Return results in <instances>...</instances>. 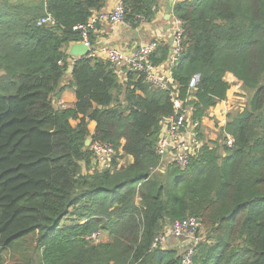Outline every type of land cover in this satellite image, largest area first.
Segmentation results:
<instances>
[{
	"label": "trees",
	"instance_id": "16d2710c",
	"mask_svg": "<svg viewBox=\"0 0 264 264\" xmlns=\"http://www.w3.org/2000/svg\"><path fill=\"white\" fill-rule=\"evenodd\" d=\"M107 1L0 0V264H183L180 249L153 243L188 218L201 223L193 264H264V0L177 2L182 52L169 90L82 58L69 85L77 101L62 108L69 46L83 41L75 28ZM159 3L124 0L127 24L151 23ZM48 14L56 24L39 26ZM157 42L150 62L161 67L172 43ZM228 74L249 96L221 129L233 147L202 130L227 99ZM173 99L201 124L186 167L158 154ZM96 142L114 149L109 169L94 162Z\"/></svg>",
	"mask_w": 264,
	"mask_h": 264
},
{
	"label": "built area",
	"instance_id": "2783aa9c",
	"mask_svg": "<svg viewBox=\"0 0 264 264\" xmlns=\"http://www.w3.org/2000/svg\"><path fill=\"white\" fill-rule=\"evenodd\" d=\"M140 20L141 24L147 23L143 17ZM105 23L112 27L127 24L124 0H116L111 10L95 12L86 25L75 28V30L81 31L83 37V41L81 42L89 48V53L85 58L103 60L113 67H116L117 70L126 69L127 71L144 74L149 84L163 90H169L170 86L174 83L172 67L182 52V23L176 19L171 57L169 62L165 63V68H162L165 64L161 67H155L150 62L151 56L157 49V41L143 44L134 51H127L118 46L104 45L96 47L93 45L90 39V33L94 32L98 25ZM55 24L56 21L48 14L40 20L38 25L54 26ZM198 82L199 77H193L189 88L195 89ZM173 100L176 114L164 122L166 129L160 137L158 154L164 161L176 162L180 166L186 167L189 159L195 156L202 147V142L198 140V128L201 124L199 122L194 123L190 120L192 108H184L183 103L176 99ZM59 106L62 108L66 107L62 104ZM225 137L227 146L233 147V138L230 135H225ZM91 151L94 156V162L100 169H109L111 167L112 160L115 156L112 146L96 142L91 144ZM200 229L201 223L195 218L175 221L170 225L165 234L155 239L153 248L162 247L170 249L173 248L170 246L171 239L178 240V249L181 250L183 264H193L195 248L200 240L198 238ZM100 236L99 234L94 235V241H97Z\"/></svg>",
	"mask_w": 264,
	"mask_h": 264
},
{
	"label": "crops",
	"instance_id": "0c3cea01",
	"mask_svg": "<svg viewBox=\"0 0 264 264\" xmlns=\"http://www.w3.org/2000/svg\"><path fill=\"white\" fill-rule=\"evenodd\" d=\"M184 0H160L159 8L157 12L156 18L151 23H144L137 25L136 28H132L129 24L119 25L112 27L111 25L105 23L97 26L96 30L93 32V36L95 38V46L100 47L104 45L110 46H118L124 48L127 51H134L139 48L141 45L146 44L150 41H173V34L176 28V18L173 14L174 5ZM116 0H108L105 7L102 11L111 10L115 5ZM78 43H72L69 46L68 56H69V64L71 65L69 70L67 71L66 77L68 80L64 79L62 86L64 87V91L62 92L59 99H57V103L59 105H73L76 103V96L74 91L70 88V84L72 81V64L74 63V59L69 55V52L72 51L73 47H77ZM166 64L162 66L165 68ZM126 69L118 70L119 77L123 81L126 80ZM227 81L232 83L231 89L228 92L227 99L220 103L211 113L210 115L204 119L202 123V130L205 127V124L214 121L216 124H219V127L222 128L225 126L227 122V116L233 111L234 98L233 94L234 85L237 83V79L232 75L228 74L226 76ZM231 80V81H230ZM235 87L241 88L242 83L238 81V84H235ZM232 92V93H231ZM231 93V94H230ZM228 114V115H227ZM77 124L76 121L72 122V125L75 126ZM96 128L95 122L89 123V130L91 133H94ZM166 124L163 123L162 133L165 132ZM128 162H133V159L130 158ZM106 238V237H105ZM178 240L171 239L170 246L173 249H178Z\"/></svg>",
	"mask_w": 264,
	"mask_h": 264
},
{
	"label": "rangeland",
	"instance_id": "374dc122",
	"mask_svg": "<svg viewBox=\"0 0 264 264\" xmlns=\"http://www.w3.org/2000/svg\"><path fill=\"white\" fill-rule=\"evenodd\" d=\"M65 79L68 80V78H65ZM226 81H227V78H226ZM235 84H238V81ZM235 84H233L234 85V87H233L234 91H236V92L233 94L234 104L232 106L233 107L232 111L233 112L243 111L248 104L249 96L247 95V92L245 90H243V88L235 87L236 86ZM221 129L222 128L219 127V124H216L214 121H211L210 123L205 124V127H203V134L205 135V138H206L205 141H208V142L218 141L220 143V145L226 143ZM129 159L130 158H126L125 160L122 161V163H127V161ZM105 239H106L105 236H100L98 238V240L95 242H99V241L105 240Z\"/></svg>",
	"mask_w": 264,
	"mask_h": 264
},
{
	"label": "water",
	"instance_id": "95a60500",
	"mask_svg": "<svg viewBox=\"0 0 264 264\" xmlns=\"http://www.w3.org/2000/svg\"><path fill=\"white\" fill-rule=\"evenodd\" d=\"M77 47H73L72 51L69 52V55L73 58V59H82L85 58L88 53H89V48L82 42H79L77 45ZM91 143L90 139H88L86 141V146H89ZM182 239V238H181Z\"/></svg>",
	"mask_w": 264,
	"mask_h": 264
}]
</instances>
